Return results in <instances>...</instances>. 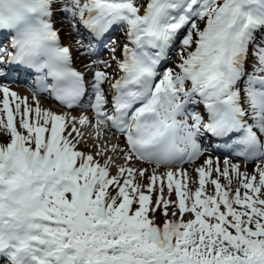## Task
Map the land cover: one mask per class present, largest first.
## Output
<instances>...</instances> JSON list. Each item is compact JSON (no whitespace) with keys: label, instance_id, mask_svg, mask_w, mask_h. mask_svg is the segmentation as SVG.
<instances>
[{"label":"snow or ice","instance_id":"snow-or-ice-1","mask_svg":"<svg viewBox=\"0 0 264 264\" xmlns=\"http://www.w3.org/2000/svg\"><path fill=\"white\" fill-rule=\"evenodd\" d=\"M0 264H264V0H0Z\"/></svg>","mask_w":264,"mask_h":264},{"label":"bare ground","instance_id":"bare-ground-1","mask_svg":"<svg viewBox=\"0 0 264 264\" xmlns=\"http://www.w3.org/2000/svg\"><path fill=\"white\" fill-rule=\"evenodd\" d=\"M64 35L66 34L65 31L61 33V35ZM69 41V37H66V40H64L65 43H67ZM76 66L77 67H80V64H79V61L76 62ZM11 87L18 91L19 93H21L22 95H28L30 96L31 93H30V90H29V85L27 82H25L23 79H21L20 81H12L11 83ZM43 103L45 104V106L47 107H52L54 109H56L54 107V105L51 103L50 99H44L43 97H41ZM76 113L74 112V115ZM82 147V146H81ZM223 159V158H222Z\"/></svg>","mask_w":264,"mask_h":264},{"label":"rangeland","instance_id":"rangeland-1","mask_svg":"<svg viewBox=\"0 0 264 264\" xmlns=\"http://www.w3.org/2000/svg\"><path fill=\"white\" fill-rule=\"evenodd\" d=\"M65 33H66V34H64V35L62 34V39H63V41L66 40V37H68V36H67V29H65ZM116 35H117L118 39H121V40L123 39V37L121 36V34H120L119 32H118ZM100 58H107V53H105V54H104L102 57H100ZM81 111H83V110H82V109H77L76 112H75V113H76L75 115H78ZM73 115H74V113H73ZM222 158H223V155H221V160H222ZM249 169H251V166H249ZM173 198H174V197H173Z\"/></svg>","mask_w":264,"mask_h":264}]
</instances>
